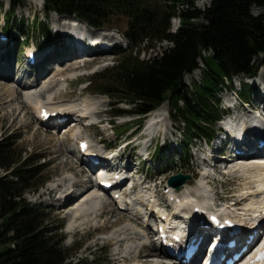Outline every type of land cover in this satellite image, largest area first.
<instances>
[{
	"label": "trees",
	"instance_id": "1",
	"mask_svg": "<svg viewBox=\"0 0 264 264\" xmlns=\"http://www.w3.org/2000/svg\"><path fill=\"white\" fill-rule=\"evenodd\" d=\"M9 1V15L26 2ZM44 2L47 13L75 16L92 27L119 30L130 50L121 48L113 83L105 94L117 100L114 106L132 105L139 117L169 103L188 128L187 143L212 136L214 131L207 128L218 118L213 106L217 95L234 77L257 74L258 58L264 56V0H212L204 11L195 0ZM255 7L262 9L261 15L253 14ZM176 17L181 25L173 32ZM116 19L125 23V29L112 24ZM36 30L51 36L45 25ZM166 41L171 47L142 59V46L149 51L154 44ZM209 50L213 55L203 56ZM200 59L205 63V77L193 93L185 77L201 69ZM126 111L116 109L117 114ZM14 153L12 145L0 142V169L9 172L0 178V264H65L61 243L55 242L46 228V211L23 197L36 180L38 168L29 166V159L21 154L15 158ZM9 174L14 178L8 179Z\"/></svg>",
	"mask_w": 264,
	"mask_h": 264
},
{
	"label": "rangeland",
	"instance_id": "2",
	"mask_svg": "<svg viewBox=\"0 0 264 264\" xmlns=\"http://www.w3.org/2000/svg\"><path fill=\"white\" fill-rule=\"evenodd\" d=\"M195 2L197 7L202 11L208 8L206 0H195ZM9 10V0H0V27L2 28L6 25L3 23L2 15ZM253 14L255 16H259L262 14V10L255 7L253 8ZM45 15L44 0H26L24 5L15 8L14 13H12L9 18V22H7V26H9L8 29L10 30V28H17V25L20 24V28L22 29L21 32L17 30H13L12 32L14 37L11 39V43L15 45L13 50H15L16 56L19 55V57H24L27 43L30 44L32 42H37L39 45H42L43 42H45L44 39L40 38L41 34L36 30L29 35L28 27H35V25L37 26L36 23L41 26L45 24L55 36L54 27L57 22L55 19H69L55 13ZM35 16L36 21H34ZM177 21L178 19L173 21L175 26L177 25ZM112 24L115 26H121L123 29L126 27L122 20L117 22L116 19ZM5 32L9 33L7 30H5ZM104 32L109 35H113L119 43V46L114 53H110L109 55H98L96 57H83L77 61H73L78 64L79 69L72 70V68H68L60 74H66L70 77H75L78 74L88 75L83 79V83L81 85L75 84L68 87L67 84L61 80V86L59 85L60 87H56L55 85L60 80H58V78L61 76H58L57 78L55 77L56 79L51 76L46 80H44L45 78H37L36 80L40 83L42 82V84H40L39 87L30 88L31 90L29 89L32 91L31 93L43 96L46 92V90H44L46 88L45 83L48 82L46 84L47 86L50 85L57 88H55V93H63L59 96V98L57 96L54 103L57 106L55 107L66 105L67 108L69 107L73 110H78L79 112L86 110L84 111V114L89 116L87 118L88 120L91 118L90 122L79 126L72 132L68 130L71 126H67V129L62 130L61 132L59 131L61 134L55 130L46 131L44 128L40 127V125H37L33 120L37 111L34 106H36L39 99L35 101L25 100L27 103L24 102L25 98H21V96L17 97L13 101H7L5 99L0 101V142L4 141V143L12 145L13 149H15V153L13 155L15 158L21 154L22 158L27 160L29 159V166L36 167V169L38 168L36 180L32 182V187L24 193L23 197L27 200V202H30L35 206H39L41 209L46 211V228L50 231L49 235L54 237V241L61 243L63 253L66 257L65 264H147V260L136 259L137 251L135 248L132 249L133 246L130 245V243H125L126 248L121 249L120 244L123 242L115 243L116 240L110 239L113 237L115 231L118 230V228H121V226L133 228L130 224V217L127 213H119L115 211L113 206H111L98 217H96L95 212H92L90 214L82 213L81 216L74 218L72 216L74 210H76L80 204L83 203V201L85 202L86 197L80 199L78 202H74L67 208L56 205L61 202V199H63L62 194L65 195V191L68 187H70V184H77L71 190V192L73 191L71 193L73 198L80 196L78 192H81V189H83V187L79 188V186L83 185V180L86 178H79L76 183H72L70 179H73V174L76 173L78 175L83 169V163L77 159L75 151H78L79 149V139L87 138L91 140L94 145L97 144L101 148H123L125 141H132L137 137L144 136L145 133L147 134V132L151 130L145 127L148 123V116L141 119L142 121L134 114H128L120 117L114 116V112L119 107H122L124 110L130 112L134 111L132 105L124 103L120 104V106L114 107L113 104L117 103V100L112 99L110 96L105 94V91L110 89L111 84L113 83V71L121 59V48L124 50H130V48L128 47V43L122 34H120L117 30ZM27 38L29 39V42H24ZM166 42H163L161 45L154 44V48L149 51H147L145 46H142L140 49L142 51V59H145L147 56L154 57L158 53H161L165 48L171 47L172 44ZM11 43L8 45H12ZM23 65H25L24 59H22L19 65L15 59L13 62L14 72L17 73L18 67ZM257 65L259 68L257 74L261 77V74L264 72V57L262 55L258 58ZM60 66L61 68L64 67L62 65L53 66L49 64L45 66L43 70L48 73L53 68L57 69ZM200 66L202 69H199L198 71L185 77V84L189 88V91L193 93L195 92L196 84L202 85L204 81L205 73L203 69L205 68V63L202 59L200 60ZM0 71L5 73L7 72L5 68H1ZM80 71L81 73H79ZM30 74L36 75L35 72ZM53 75L57 76L59 74L54 73ZM13 76L4 81L9 83V89H14L17 85L16 83L11 82ZM247 79L248 77L244 75L235 77L233 84L228 82L227 89H224V91L220 92V94L216 97L213 106L216 111L220 112L218 116L219 119L221 118V112L224 113L225 109L228 108V102L235 100L237 95L236 93L240 90V82L245 85V89L247 91L249 90L252 93V85L247 83ZM28 81L32 82L34 79ZM42 85L45 87L43 88ZM85 88H88V91H84ZM230 88H233L234 93H231ZM29 90L25 89L24 91L23 89V94ZM49 90L52 91L51 87H49ZM3 93L4 91L0 89V95ZM256 96L257 94L254 93V96L249 99H255ZM40 100H43V98ZM24 104H27V106L25 107ZM13 108L19 109V112L17 113L19 117L17 119L16 117L14 118L10 112ZM27 111H29L30 115L26 114ZM164 111L163 118H167V120L161 129L159 139L154 143L151 153V157H153V155H155V150H158V152H156L158 156L154 159L157 161L156 163L151 160L146 163L143 162L140 167V174L138 177L139 179H142L146 174V176L155 180L153 182L157 185L158 195L159 193H163V190L159 189L161 183L166 182V184H168L169 178L173 175H177L179 173L191 175L192 179L188 181L189 183H192V181L194 182L196 179L195 177L198 176L197 172H199L198 177H200L201 169L198 168L197 165L201 164L198 159L203 156L198 150L199 148L205 149V144L199 139H196L191 143V145H185L183 142L185 140V132L188 131V128L180 121L179 115H176L173 112L168 103L165 104ZM91 122H97V125L92 126V128H86V124H90ZM109 122H111V125L114 128L116 126H120L122 123L128 122L131 123L132 129L124 134H113V131L110 129ZM219 128V122H215L208 127L209 130H219ZM63 136L67 137L69 141H61L60 137L62 138ZM100 140H102V143L99 142ZM165 141L167 147L170 148V151L164 149L163 144ZM177 141L178 144L175 143ZM198 144L199 148H197ZM136 145H131L127 148L125 160H133L135 162L136 155H138L135 150ZM70 150H74V154H70ZM190 157L191 160H188ZM227 163L228 162H224L223 164ZM191 166H196L197 171L190 169ZM8 173L9 172H6L5 169L1 168L0 178L6 176ZM224 177L225 175L218 176V180L212 182L213 189L216 193H218V196L225 199H231L239 194L242 185H245V182L243 181L244 177L241 179L240 177L236 178L231 173L229 176L226 175V178ZM13 178L14 177H11L10 174L8 175V179ZM66 179H69L71 183L69 184L70 181L65 182ZM73 181H75V179H73ZM57 183H61V186L54 189L57 186ZM192 184H195V182ZM87 187L92 194L97 193V190L96 188H93V185H86L85 189ZM191 189L195 191L197 187ZM182 193L188 194L189 191L186 190ZM98 195L100 194L98 193ZM112 240L113 242H111ZM119 254H124L125 256L131 258V260L129 262H115V259ZM161 257L162 256L160 255L157 258Z\"/></svg>",
	"mask_w": 264,
	"mask_h": 264
},
{
	"label": "bare ground",
	"instance_id": "3",
	"mask_svg": "<svg viewBox=\"0 0 264 264\" xmlns=\"http://www.w3.org/2000/svg\"><path fill=\"white\" fill-rule=\"evenodd\" d=\"M207 1V5H208V7L211 5V2H212V0H206ZM62 19H64V18H62ZM55 20H57V22L56 23H58V24H61V23H63V20H60L59 18H57V19H55ZM67 20H74V21H76L77 22V20L76 19H67ZM81 24H83V25H85L87 28H89L85 23H82V22H80ZM90 29V28H89ZM84 53L81 55L80 54V51L78 50V47L74 44V43H67V44H63V45H58L57 46V44H56V41L53 43V44H51L50 45V48H48V49H46V50H44V51H41L40 52V59L42 60V64L40 65V66H36V69L38 68V69H42V70H40V71H38L37 72V70H35V72H37L36 73V75H31V74H29L27 71H23V70H18V73H16V72H14L15 70H13L14 69V67H13V59H11V58H9L7 55H2L1 56V60H0V69L1 68H5V70L7 71L6 73L5 72H1L0 71V89L1 90H3L4 91V93L2 94V95H0V101H3V100H7V101H13V100H15L17 97H20L21 96V98H25L24 99V102L25 103H27V101H25V100H31L30 98H31V95L33 94H36V93H31L32 91H30L31 89L30 88H36V87H39V85L40 84H42V82L40 83L39 81H37V80H35L36 78H39V77H41L42 76V73H44V71H43V68L45 67V66H47V65H49V64H51V62H53V61H57V63H55V64H57V65H62V66H64L63 68H61V66L59 67V68H57V69H52L48 74H47V77H45V79L44 80H46L48 77H51L52 76V78H57L58 76H63V75H65V74H63V75H60V74H62L64 71H66L68 68H72V70H77V69H79V66H78V64L76 63V62H73V61H77L78 59H81V58H83V57H86L87 55H86V53H87V51H91V50H87V49H83L82 50ZM101 53V54H99V53ZM106 50L105 49H98V51H96V52H94L93 53V57H96V56H98V55H106ZM98 59V58H97ZM62 60V61H61ZM95 60V59H94ZM58 62H60V63H62V64H60V63H58ZM22 71V72H21ZM198 71V70H197ZM55 74H59V75H53L54 73ZM196 72V71H195ZM17 74V81H14V79L11 81V82H17V85H16V88H14V89H9V83H6V82H4V81H6L7 79H9V78H11L13 75H16ZM34 73V72H33ZM26 77H29L30 79H34V81L33 82H30L29 84L28 83H24V81H25V78ZM51 78V79H52ZM55 78V79H56ZM60 78V77H59ZM261 79L262 80H264V72L261 74ZM36 81V82H35ZM48 82H46L45 83V86H46V88L44 89V90H49V87H51V89H52V91H53V89L55 90V88L56 87H58L60 84L59 83H57L55 86L56 87H52V86H50V85H46ZM69 83V82H68ZM44 85H42V87L44 88L45 87ZM23 89H24V91H25V89H30L29 91H27L26 93H24L23 94ZM52 91H50L49 90V93L50 92H52ZM63 94V93H62ZM62 94H59L58 95V98H59V96H61ZM84 94V93H83ZM27 98V99H26ZM258 99H259V97H256L255 99H253L252 100V104L253 105H255V104H257V101H258ZM93 100H95V99H93ZM32 101V100H31ZM91 101V100H90ZM89 101V102H90ZM88 102V101H87ZM39 103H41V100H39V102L36 104V106H34V108H35V110H38V104ZM95 103V102H94ZM25 105V107L27 106V104H24ZM54 106H57V105H54ZM65 106V107H64ZM24 107V108H25ZM58 107H63L65 110H67L68 112L69 111H73V110H71V108H67V106L66 105H63V106H58ZM241 107H243V105H241ZM165 110V105L164 106H162L161 108H159L158 110H156L154 113H152L151 115H152V117H154L155 119H160L161 117H163V115H164V111ZM246 110V111H245ZM164 111V112H163ZM248 111V112H247ZM11 112V114H12V116H14V118L16 117V119L19 117L18 116V112H19V109L18 108H13V110L12 111H10ZM79 112V111H78ZM252 112V110H247V109H245V108H243L242 109V113L243 114H245V115H249L250 113ZM26 114H28V115H30V113H29V111H27V113ZM40 114H41V112H40ZM264 115V114H263ZM89 116L88 115H85V118H86V120H88L87 118H88ZM165 117V116H164ZM168 117V116H167ZM33 120H34V122L37 124V125H41V121L36 117V115L33 117ZM166 120H167V118H164L163 120H159L158 122H160V123H162L161 124V127H163L164 126V123L166 122ZM73 122V121H72ZM81 122H82V120L80 121V124H81ZM95 125H97V123H95ZM95 125H92V126H95ZM161 127H160V129H161ZM167 138V137H166ZM81 140H83V139H81ZM81 140H79L78 141V144L80 143V141ZM68 140L67 139H63V142H67ZM255 144V143H254ZM264 148V147H263ZM253 149H255V146H253ZM75 150V149H74ZM74 150H70V154H74ZM255 152H257V154H254V155H248L246 158L244 157V158H242L239 162H241V164H236V165H232L231 167H232V169L230 170V172L232 173H234L235 175L237 174V175H240L241 176V178L242 177H244L243 179V181L245 182V187L243 188V192L244 191H248V190H250L251 188H252V185L254 184V183H256L257 182V177H260V176H262V175H264V166L262 165V164H260L259 162H256V160H259L261 157V155H262V153H263V151H257V149H256V151ZM121 155V154H120ZM223 157H221V159H222ZM131 161V160H130ZM219 162V161H218ZM131 163V162H130ZM219 164H220V162H219ZM219 164H217L216 166H214V170H215V172H217V173H219V174H223V173H221V170H222V172H223V169L219 166ZM93 166V165H92ZM193 166H191L190 167V169H193V170H196V166H194L193 168H192ZM195 168V169H194ZM208 168L205 166V168L204 169H202V170H207ZM225 169H226V171H229L228 170V168H227V166H225ZM197 171V170H196ZM197 174H198V176H199V173L197 172ZM197 174H195V175H197ZM198 176H196L195 178H200V177H198ZM200 176H202V175H200ZM214 177H216V176H214ZM209 178H211V176H207V177H205L204 179L206 180V183H208L209 185H210V179ZM240 178V179H241ZM203 179V178H202ZM196 180V179H195ZM195 180H194V182H195ZM69 182L70 180L69 179H66L65 180V182ZM64 182V181H63ZM141 182V181H140ZM191 182V181H190ZM193 181H192V183H194ZM204 181H202V182H200V183H198L196 186H195V184H192V183H187L180 191L181 192H183V191H189V193H188V195H187V193H184V195L187 197V200H186V202H188V201H190L191 199H193V198H191L190 197V194H194L196 191H202V192H204V183H203ZM243 182V183H244ZM71 183V181L69 182V184ZM88 183V182H87ZM89 183H92V181H90ZM75 185H77V184H70V187H68L67 189H66V191H65V195H64V197H63V199H61V201L62 200H65V203H66V206H65V208H67L68 206H70V205H72L74 202H78L80 199H83L84 197H86V199H85V202L83 201V203L82 204H80V206L76 209V210H74V212H73V217L75 218V217H78V216H81L82 215V213H92V212H95L96 213V217H98L99 215H102V213L104 212V205H103V199H102V194H101V192H100V190H97V193H91L90 192V190H89V188L87 187L84 191H83V193H81V195L80 196H78V197H75V198H73L72 196H71V190L75 187ZM61 186V183H57V186L54 188V189H56L57 187H60ZM211 186V185H210ZM195 187H197V189L195 190V191H193L191 188H195ZM150 188L151 189H148V186L147 185H145L143 188H142V191L143 192H148V191H150V194L152 193V188H153V185H151L150 186ZM171 189H173V187H170ZM199 188V189H198ZM53 189V190H54ZM142 191H139L138 193H139V195H140V193L142 192ZM180 191H178V193L180 192ZM90 192V193H89ZM98 193L100 194V195H98ZM155 193H157V191H155ZM244 194V193H243ZM251 196V195H250ZM250 196H248V198H250ZM139 199H140V197H138ZM60 204V203H59ZM58 204V205H59ZM253 206H255V204H253ZM252 206V207H253ZM251 208V207H250ZM138 210H140V209H138ZM247 210H249V208L247 209ZM84 214V215H85ZM128 214H130V212L128 213ZM251 214V213H250ZM83 215V216H84ZM130 216H131V214H130ZM98 229V228H97ZM132 228H130V227H128V226H121V228H118V230H116L115 231V233H114V235H113V237L112 238H110V239H114V240H116V242L115 243H119V242H123V243H121L120 245V247L122 248V247H124V245H125V243H127V242H129V240H131V239H133L134 237H135V239H136V241H139L140 239H138V236L137 235H140L138 232H136V234L135 235H132V236H130L131 234H133V232H132ZM119 238V239H118ZM121 238V239H120ZM123 238V239H122ZM111 242H113V240L111 241ZM114 243V244H115ZM133 249V248H132ZM135 250L137 251V256H136V259H138V260H147V264H162V262H155V259L154 258H157V257H159L161 254H165V252L162 250V249H160V248H155L154 249V252L157 254V255H151V251H149V250H147V249H141V250H139L138 251V248L137 247H135ZM131 252V251H130ZM132 254V253H131ZM135 256V255H134ZM135 258V257H134ZM134 258H132V259H134ZM159 259V258H158ZM131 260V258H129L128 256H125L124 254H119L118 255V257H116V259H115V262L117 261V262H121V261H124V262H129ZM133 261H135V260H133ZM206 261V258H205V260H204V262ZM137 262V261H136ZM203 262V263H204ZM117 264V263H116ZM202 264V263H201Z\"/></svg>",
	"mask_w": 264,
	"mask_h": 264
},
{
	"label": "water",
	"instance_id": "4",
	"mask_svg": "<svg viewBox=\"0 0 264 264\" xmlns=\"http://www.w3.org/2000/svg\"><path fill=\"white\" fill-rule=\"evenodd\" d=\"M190 179H191V176L189 175L179 174L177 176L171 177L169 180V183L170 185L175 186L178 189H180L182 185L185 184Z\"/></svg>",
	"mask_w": 264,
	"mask_h": 264
}]
</instances>
